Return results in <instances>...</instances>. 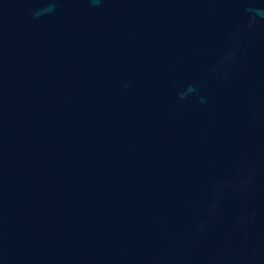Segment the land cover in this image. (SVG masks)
Returning <instances> with one entry per match:
<instances>
[{"label":"water","instance_id":"obj_1","mask_svg":"<svg viewBox=\"0 0 264 264\" xmlns=\"http://www.w3.org/2000/svg\"><path fill=\"white\" fill-rule=\"evenodd\" d=\"M264 0H0V264H264Z\"/></svg>","mask_w":264,"mask_h":264},{"label":"clouds","instance_id":"obj_2","mask_svg":"<svg viewBox=\"0 0 264 264\" xmlns=\"http://www.w3.org/2000/svg\"><path fill=\"white\" fill-rule=\"evenodd\" d=\"M249 11L255 12L257 15L264 17V9H261V8H250Z\"/></svg>","mask_w":264,"mask_h":264}]
</instances>
